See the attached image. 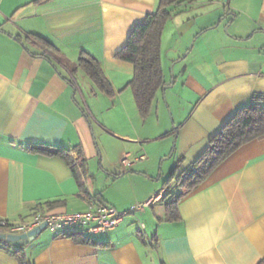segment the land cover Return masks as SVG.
I'll list each match as a JSON object with an SVG mask.
<instances>
[{
    "label": "crops",
    "instance_id": "0c3cea01",
    "mask_svg": "<svg viewBox=\"0 0 264 264\" xmlns=\"http://www.w3.org/2000/svg\"><path fill=\"white\" fill-rule=\"evenodd\" d=\"M158 3L0 0V220L85 212L97 203L128 212L113 230L88 235L100 244L42 230L22 243L29 264H257L264 256V137L185 194L179 221H165L166 195L176 189L162 185L172 170L189 167L238 107L264 95V0L182 5L161 36L168 87L142 118L126 87L132 65L114 55ZM82 53L100 64L113 97L92 92L81 70L69 72ZM40 144L73 158L80 151L87 167L99 162L98 174L87 169L83 177L85 192L61 159L26 149ZM124 155L145 158L124 168ZM0 264L17 262L0 247Z\"/></svg>",
    "mask_w": 264,
    "mask_h": 264
},
{
    "label": "trees",
    "instance_id": "16d2710c",
    "mask_svg": "<svg viewBox=\"0 0 264 264\" xmlns=\"http://www.w3.org/2000/svg\"><path fill=\"white\" fill-rule=\"evenodd\" d=\"M193 1L195 0H159L156 10L145 15L133 26L124 46L114 55L116 59L132 65L133 76L126 87L132 91L137 111L142 118H146L150 114L156 94L161 92L166 85L161 65V36L164 27L173 15L181 11L182 5ZM36 41L42 49H53L42 38L37 37ZM68 70L71 73L81 70L91 80L94 86L92 92L97 91L107 97L115 95L100 64L89 54L82 53L78 60L69 66ZM262 137H264V95L254 94L247 105L238 107L219 130L209 138L205 150L187 169L179 173L174 169L163 181V187L174 183L176 189L175 193L166 195L165 221H179L178 202L180 199L198 187L218 165L239 147ZM26 149L61 159L78 181L80 190L85 192L80 177H84L86 174L87 164L80 151H78L77 158H73L71 151L62 147L40 144L28 145ZM57 202L47 203L53 205ZM66 238L85 245L100 244L80 233H74ZM22 245V243H9L0 240V247L13 256L17 264H29ZM257 264H264V256Z\"/></svg>",
    "mask_w": 264,
    "mask_h": 264
},
{
    "label": "built area",
    "instance_id": "2783aa9c",
    "mask_svg": "<svg viewBox=\"0 0 264 264\" xmlns=\"http://www.w3.org/2000/svg\"><path fill=\"white\" fill-rule=\"evenodd\" d=\"M144 158L143 155L137 158L124 155L120 163L124 168H127L137 164L138 161L144 160ZM154 199L152 198L146 203L139 204L137 209H143L145 206L152 204ZM127 213L119 212L111 205L97 203L93 205L92 209L85 212L49 214L36 211L25 220L16 222L0 220V226L7 233L21 234L45 224V229L54 237H68L74 233L88 236L113 230Z\"/></svg>",
    "mask_w": 264,
    "mask_h": 264
},
{
    "label": "water",
    "instance_id": "95a60500",
    "mask_svg": "<svg viewBox=\"0 0 264 264\" xmlns=\"http://www.w3.org/2000/svg\"><path fill=\"white\" fill-rule=\"evenodd\" d=\"M167 87L168 86H164L163 90H165ZM44 229H45V224H41L27 233L11 234V233L0 232V240L9 243H24L32 240L37 234H39Z\"/></svg>",
    "mask_w": 264,
    "mask_h": 264
},
{
    "label": "rangeland",
    "instance_id": "374dc122",
    "mask_svg": "<svg viewBox=\"0 0 264 264\" xmlns=\"http://www.w3.org/2000/svg\"><path fill=\"white\" fill-rule=\"evenodd\" d=\"M212 1H215V0H210V2H212ZM222 1V3L223 4H225L226 3V1L227 0H221ZM168 22V21H167ZM193 44V41H191L190 42V44L188 45L189 46V48H190V46ZM188 48V49H189ZM164 49H165V46H164ZM164 57V56H163ZM163 66L165 67V71L166 72H168L169 73V71H171L170 70V66H171V64H167L166 63V59H164V64H163ZM99 162L97 161V162H93V163H90L89 164V166L87 167V169L89 170V172H90V174L91 175H96V174H98V172H99V164H98ZM80 181L81 182H83V177H80ZM45 231L44 232H46L47 230L46 229H44ZM0 231H3V232H5L6 230L3 228V227H0Z\"/></svg>",
    "mask_w": 264,
    "mask_h": 264
}]
</instances>
